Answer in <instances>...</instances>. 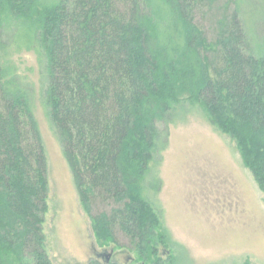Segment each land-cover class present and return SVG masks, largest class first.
Returning a JSON list of instances; mask_svg holds the SVG:
<instances>
[{
  "label": "trees",
  "instance_id": "16d2710c",
  "mask_svg": "<svg viewBox=\"0 0 264 264\" xmlns=\"http://www.w3.org/2000/svg\"><path fill=\"white\" fill-rule=\"evenodd\" d=\"M261 3L0 0V264H53L33 85L12 55L38 57L41 97L100 244L136 251L141 264H170L159 253L167 241L149 193L162 189L152 163L174 121L168 98L187 94L185 101L202 105L236 140L264 192V51L244 10ZM178 74L184 83L170 94L168 83Z\"/></svg>",
  "mask_w": 264,
  "mask_h": 264
},
{
  "label": "rangeland",
  "instance_id": "374dc122",
  "mask_svg": "<svg viewBox=\"0 0 264 264\" xmlns=\"http://www.w3.org/2000/svg\"><path fill=\"white\" fill-rule=\"evenodd\" d=\"M40 1L53 5L59 0ZM263 7L247 4L244 8L246 26L262 51L264 25L256 27V21L263 23ZM201 22L211 28L208 20ZM12 59L33 85L32 107L47 157L44 233L53 264H88L92 259L106 263L100 255L111 252V262L141 264L136 251L100 244L41 97L38 57L23 51ZM181 80L178 74L175 82L168 83L170 94L184 83ZM179 96L177 102L167 99L173 104L174 121L169 124L168 145L152 163L162 180L158 194L149 192L162 212L167 242L158 245L160 255L170 264H264V192L244 163L236 140L210 120L202 105L185 101L187 94ZM155 173L153 184L158 182Z\"/></svg>",
  "mask_w": 264,
  "mask_h": 264
},
{
  "label": "water",
  "instance_id": "95a60500",
  "mask_svg": "<svg viewBox=\"0 0 264 264\" xmlns=\"http://www.w3.org/2000/svg\"><path fill=\"white\" fill-rule=\"evenodd\" d=\"M100 256H104L105 257V259H106V263H109V262H111V256H112V252L111 253H103V254H101Z\"/></svg>",
  "mask_w": 264,
  "mask_h": 264
}]
</instances>
